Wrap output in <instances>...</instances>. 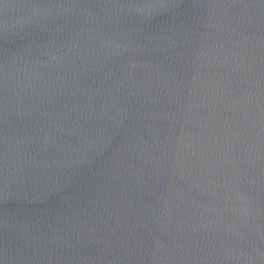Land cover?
<instances>
[{
    "label": "water",
    "instance_id": "95a60500",
    "mask_svg": "<svg viewBox=\"0 0 264 264\" xmlns=\"http://www.w3.org/2000/svg\"><path fill=\"white\" fill-rule=\"evenodd\" d=\"M0 264H264V0H0Z\"/></svg>",
    "mask_w": 264,
    "mask_h": 264
}]
</instances>
